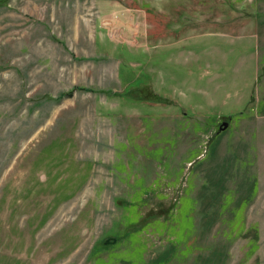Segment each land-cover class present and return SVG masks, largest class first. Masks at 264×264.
Here are the masks:
<instances>
[{
	"label": "rangeland",
	"instance_id": "obj_1",
	"mask_svg": "<svg viewBox=\"0 0 264 264\" xmlns=\"http://www.w3.org/2000/svg\"><path fill=\"white\" fill-rule=\"evenodd\" d=\"M0 264H264V0H0Z\"/></svg>",
	"mask_w": 264,
	"mask_h": 264
},
{
	"label": "water",
	"instance_id": "obj_2",
	"mask_svg": "<svg viewBox=\"0 0 264 264\" xmlns=\"http://www.w3.org/2000/svg\"><path fill=\"white\" fill-rule=\"evenodd\" d=\"M226 127V124L224 123L223 124V128H225ZM116 242V240L115 239H113V240H106L105 241V245H108V244H114Z\"/></svg>",
	"mask_w": 264,
	"mask_h": 264
},
{
	"label": "trees",
	"instance_id": "obj_3",
	"mask_svg": "<svg viewBox=\"0 0 264 264\" xmlns=\"http://www.w3.org/2000/svg\"><path fill=\"white\" fill-rule=\"evenodd\" d=\"M68 95H71V94H68Z\"/></svg>",
	"mask_w": 264,
	"mask_h": 264
}]
</instances>
